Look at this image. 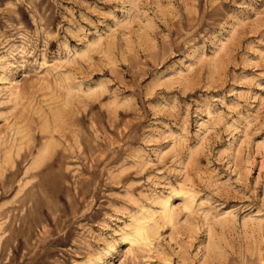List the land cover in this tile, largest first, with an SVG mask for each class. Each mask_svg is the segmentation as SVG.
I'll return each instance as SVG.
<instances>
[{
    "label": "rangeland",
    "instance_id": "rangeland-1",
    "mask_svg": "<svg viewBox=\"0 0 264 264\" xmlns=\"http://www.w3.org/2000/svg\"><path fill=\"white\" fill-rule=\"evenodd\" d=\"M0 264H264V0H0Z\"/></svg>",
    "mask_w": 264,
    "mask_h": 264
},
{
    "label": "bare ground",
    "instance_id": "bare-ground-1",
    "mask_svg": "<svg viewBox=\"0 0 264 264\" xmlns=\"http://www.w3.org/2000/svg\"><path fill=\"white\" fill-rule=\"evenodd\" d=\"M164 217L169 222L172 221L171 209L167 205L165 206ZM152 230L146 228L144 225L137 226L135 229V234H134L135 240H132L131 243H134V242L141 243L142 242L143 244H146L149 241L150 233L152 232Z\"/></svg>",
    "mask_w": 264,
    "mask_h": 264
}]
</instances>
